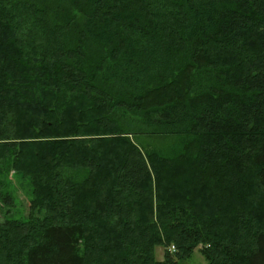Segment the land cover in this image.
<instances>
[{
  "label": "trees",
  "instance_id": "16d2710c",
  "mask_svg": "<svg viewBox=\"0 0 264 264\" xmlns=\"http://www.w3.org/2000/svg\"><path fill=\"white\" fill-rule=\"evenodd\" d=\"M6 158L0 264H264V0H0Z\"/></svg>",
  "mask_w": 264,
  "mask_h": 264
},
{
  "label": "rangeland",
  "instance_id": "374dc122",
  "mask_svg": "<svg viewBox=\"0 0 264 264\" xmlns=\"http://www.w3.org/2000/svg\"><path fill=\"white\" fill-rule=\"evenodd\" d=\"M32 184L30 179L23 173L17 172L9 158L0 161V191L9 194L12 200L5 204L0 198V220H27L31 212ZM36 215H43L36 213ZM166 247L160 245L156 247L155 256L157 259H164ZM205 259L195 251L193 260L188 264H203Z\"/></svg>",
  "mask_w": 264,
  "mask_h": 264
},
{
  "label": "built area",
  "instance_id": "2783aa9c",
  "mask_svg": "<svg viewBox=\"0 0 264 264\" xmlns=\"http://www.w3.org/2000/svg\"><path fill=\"white\" fill-rule=\"evenodd\" d=\"M172 249H174V246H172Z\"/></svg>",
  "mask_w": 264,
  "mask_h": 264
}]
</instances>
